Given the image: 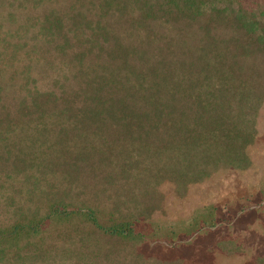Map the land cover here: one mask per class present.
<instances>
[{
	"label": "trees",
	"instance_id": "trees-1",
	"mask_svg": "<svg viewBox=\"0 0 264 264\" xmlns=\"http://www.w3.org/2000/svg\"><path fill=\"white\" fill-rule=\"evenodd\" d=\"M244 1L0 0V264H38L52 235L109 264L215 226L211 206L144 222L162 186L250 167L264 0Z\"/></svg>",
	"mask_w": 264,
	"mask_h": 264
},
{
	"label": "rangeland",
	"instance_id": "rangeland-1",
	"mask_svg": "<svg viewBox=\"0 0 264 264\" xmlns=\"http://www.w3.org/2000/svg\"><path fill=\"white\" fill-rule=\"evenodd\" d=\"M256 2L244 1L243 5L254 8ZM248 157V169L217 173L189 187L183 198L176 197L169 186H162L161 205L144 222L168 231L175 223L211 206L215 209L214 227H206L191 238L121 243L125 251L109 264H264V105ZM65 245L63 238H44L40 245L43 251L33 261L71 264L70 259L75 258L62 252ZM94 259L84 253L79 264H102L103 259Z\"/></svg>",
	"mask_w": 264,
	"mask_h": 264
}]
</instances>
